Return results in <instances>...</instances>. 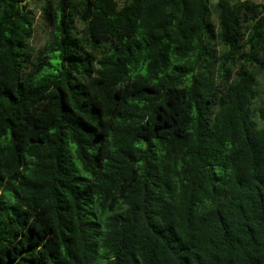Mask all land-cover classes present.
<instances>
[{"label":"trees","instance_id":"16d2710c","mask_svg":"<svg viewBox=\"0 0 264 264\" xmlns=\"http://www.w3.org/2000/svg\"><path fill=\"white\" fill-rule=\"evenodd\" d=\"M211 6L0 0V264H264V0Z\"/></svg>","mask_w":264,"mask_h":264},{"label":"rangeland","instance_id":"374dc122","mask_svg":"<svg viewBox=\"0 0 264 264\" xmlns=\"http://www.w3.org/2000/svg\"><path fill=\"white\" fill-rule=\"evenodd\" d=\"M254 2H261V0H252ZM216 0H211L212 6H211V20L216 25V16H215V10H214V4ZM42 5L41 2L32 3L31 7L34 10L35 13V21H34V30L31 39L29 40V45L32 50V54L35 56L37 55L43 48L44 45L48 39L49 35V28H47L42 19H41V10L40 6Z\"/></svg>","mask_w":264,"mask_h":264}]
</instances>
